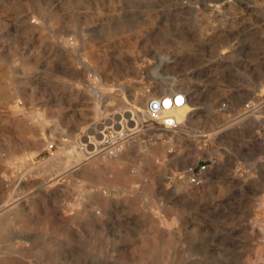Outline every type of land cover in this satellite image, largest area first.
Returning a JSON list of instances; mask_svg holds the SVG:
<instances>
[{
    "label": "rangeland",
    "instance_id": "rangeland-1",
    "mask_svg": "<svg viewBox=\"0 0 264 264\" xmlns=\"http://www.w3.org/2000/svg\"><path fill=\"white\" fill-rule=\"evenodd\" d=\"M260 136L264 0H0V264H264Z\"/></svg>",
    "mask_w": 264,
    "mask_h": 264
},
{
    "label": "built area",
    "instance_id": "built-area-1",
    "mask_svg": "<svg viewBox=\"0 0 264 264\" xmlns=\"http://www.w3.org/2000/svg\"><path fill=\"white\" fill-rule=\"evenodd\" d=\"M186 102V93L182 91H176L169 94H163L157 97H154L149 102L148 106V113L147 115L153 119L159 121L163 126L166 127V129L169 128V126L177 127L174 124V121L171 116H163L162 114L165 110L171 109L175 106H181ZM257 106H255L253 103L246 104L245 110L248 112L254 111ZM134 121V120H133ZM136 123V120H135ZM170 129V128H169ZM176 131V130H173ZM260 141L262 144V147L264 149V136H260ZM208 169V166L203 165L200 167L199 172L197 173L195 170H192L190 172V179L189 181L192 184H200L202 182L203 174Z\"/></svg>",
    "mask_w": 264,
    "mask_h": 264
},
{
    "label": "bare ground",
    "instance_id": "bare-ground-1",
    "mask_svg": "<svg viewBox=\"0 0 264 264\" xmlns=\"http://www.w3.org/2000/svg\"><path fill=\"white\" fill-rule=\"evenodd\" d=\"M248 111H246V113H247ZM251 112H253V111H251ZM125 120V119H124ZM120 122V121H119ZM124 123V122H123ZM117 124H119V123H117ZM115 125H116V123H115ZM121 126H122V124H121ZM126 126L127 125H125V124H123V129L122 130H120V131H116L115 133H113V134H111V136H112V138H114V141H115V143H118L119 141H123L124 139H125V135H126V137H127V133H126V131H130V128L129 129H127L126 128ZM120 126H117L116 125V128H119ZM128 127V126H127ZM108 128V126L107 127H105L104 129L106 130ZM127 130H126V129ZM245 129V128H244ZM105 130H102V131H100V132H96V136L94 135V136H90V137H87V139L89 138V140H88V144L86 145V143H85V152H87L89 155L90 154H93V155H96V154H99L101 151H99V149H100V147H101V145H103L106 141H107V135H105ZM132 130H134V129H132ZM242 131H244V130H242ZM240 132V131H239ZM38 133V132H37ZM98 138H103L104 140L102 141V139H101V141H98ZM254 138V137H253ZM87 141V140H86ZM38 142V141H37ZM132 143V142H131ZM125 144V143H124ZM133 144V143H132ZM138 144V143H137ZM84 145V144H83ZM36 150V149H35ZM113 150V151H112ZM112 150H109V151H107V154L108 155H110L109 157H114L115 155V153H118V150L120 151L121 149L119 148L118 149V147H116V148H114V149H112ZM121 152V151H120ZM63 154V153H62ZM120 155V154H119ZM82 156V155H81ZM103 156V155H102ZM54 157V156H53ZM85 157V156H84ZM100 157V156H99ZM118 158V157H117ZM62 160V158L60 157V156H57V157H54V158H52L51 160H50V162H52V164H54V165H58V163L60 162ZM96 160V159H95ZM98 160V159H97ZM117 160V159H116ZM79 161V160H78ZM81 161V160H80ZM116 162V161H115ZM98 165V164H97ZM111 165V164H110ZM93 166H95V165H93ZM89 167V166H88ZM86 168V167H85ZM101 168V167H100ZM130 168H132V167H130ZM98 169V168H97ZM107 169V168H106ZM109 169V168H108ZM77 170V169H76ZM86 171V170H85ZM106 171V170H105ZM111 171H112V169H111ZM121 172L119 173L120 174V177H122V178H124V182H131V181H133L134 180V177L133 176H130V175H127L124 171H122V170H120ZM130 171H131V169H130ZM83 172V171H82ZM129 173V172H128ZM134 173H137L138 175H139V170H138V172L137 171H134ZM94 174V173H93ZM106 174V173H105ZM110 174V173H109ZM92 176V175H91ZM119 176V175H118ZM87 177H89L90 178V176L88 175ZM97 177V176H96ZM102 177V176H101ZM172 177H174V176H172ZM183 180V179H182ZM190 182V181H189ZM100 183V182H99ZM194 186V185H193ZM195 191V190H194ZM195 192H197V190L195 191ZM104 199V198H103ZM16 206V205H15ZM23 207V206H22ZM59 211V210H58ZM62 211V210H61ZM10 212V214H11V211H9ZM19 212H21V211H19ZM52 212V211H51ZM56 213V212H55ZM54 213V214H55ZM57 214V213H56ZM60 214V213H59ZM64 214V213H63ZM99 214H100V212H99ZM19 215H20V213H19ZM18 215V216H19ZM61 216V215H60ZM59 216V217H60ZM101 216V215H100ZM52 217V216H51ZM54 217V216H53ZM55 218V217H54ZM63 218H65V217H63ZM57 219V218H56ZM59 219H61V217L59 218ZM59 222V221H58ZM63 222H65V220L63 221ZM56 223V222H55ZM164 223V222H163ZM66 224V223H65ZM152 226H154V224H152ZM74 230V229H73ZM167 233V232H166ZM162 240V239H161ZM158 238L157 237H155V236H152L150 239H148V243L150 242L151 243V245H152V253L154 254L155 252H156V250L158 249ZM145 247H146V243H145ZM163 247H164V244H163ZM149 251H151V250H149Z\"/></svg>",
    "mask_w": 264,
    "mask_h": 264
}]
</instances>
